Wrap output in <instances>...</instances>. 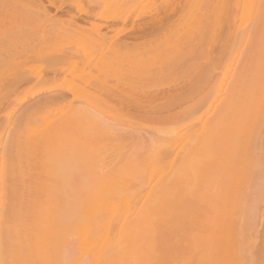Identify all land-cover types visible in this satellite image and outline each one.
<instances>
[{"label": "bare ground", "instance_id": "1", "mask_svg": "<svg viewBox=\"0 0 264 264\" xmlns=\"http://www.w3.org/2000/svg\"><path fill=\"white\" fill-rule=\"evenodd\" d=\"M66 1L0 0V264H264V0Z\"/></svg>", "mask_w": 264, "mask_h": 264}, {"label": "rangeland", "instance_id": "2", "mask_svg": "<svg viewBox=\"0 0 264 264\" xmlns=\"http://www.w3.org/2000/svg\"><path fill=\"white\" fill-rule=\"evenodd\" d=\"M71 1H73V0H71ZM83 1H84V0H82V1H79V0L77 1V0H76V2H75V1H74V2H75V3H81V4H83V3H85V2H83ZM85 1H86V0H85ZM110 1H111V0H110ZM114 1H115V0H114ZM116 1H121V2H123V3L125 2V1H122V0H116ZM142 1H143V0H142ZM144 1H145V3H146L147 5L144 3ZM144 1L142 2V5H143V6H146V7H147V6H149V4H151V2H150V3L148 2L149 0H147V1L144 0ZM152 1H153V0H152ZM66 2H69V0H67ZM86 2H87V1H86ZM103 2H104V1H103ZM105 2H106V0H105ZM105 2H104V3H105ZM107 2H108V1H107ZM107 2H106V3H107ZM110 3L112 4V2H110ZM115 3H117V2H115ZM148 3H149V4H148ZM46 5H47V4H46ZM107 5H108V4H107ZM116 5H118V4H116ZM102 6H104V5H102ZM105 6H106V4H105ZM112 6H114V5L112 4ZM30 7H32V6H30ZM33 7H34L33 9H35V6H34V5H33ZM67 7H69V6H66V9H67ZM114 7H115V6H114ZM71 8H72V7H71ZM71 8H69L70 11L74 12L75 9L73 10V9H71ZM112 8H113V7H112ZM105 9H108V10H106V13H105ZM105 9L102 8V10H103L104 12H103V11H102V12L100 11V16H97L96 19H93V22H95V20H96V21L98 20L97 22L100 21V22L103 23V21H104V23H105V22L107 23V18H109L110 16H112L111 14H112L113 12H112L111 8H108V6H107V8H105ZM163 11H164V10H162L161 13H162ZM159 12H160V11H159ZM164 12H165V11H164ZM166 12H167V11H166ZM166 12H165V13H166ZM51 13L53 14V12H51ZM63 13H64V14H63ZM167 13H168V12H167ZM61 14H62L61 16L66 15L65 10L62 11ZM102 14H103V15H102ZM162 14H164V13H162ZM54 15L58 16V15H60V12L54 13ZM109 15H110V16H109ZM158 15L160 16L161 14L158 13V14L156 15V16L159 18ZM164 15H165V14H164ZM156 16H154V17H150V18H156ZM161 16H162V15H161ZM63 17H64V16H63ZM65 17H66V16H65ZM99 17H100V19H99ZM150 18H149V20H150ZM147 19H148V18H147ZM101 20H102V21H101ZM141 20H142V19H138V21H137V20L123 21V22H126V23H123V22H121V21H120V22L117 21V22H116V26H119V27H120V26L124 25V26H122V27L130 28V27H133V26H135V25H137V24H139V23H143V22H139V21H141ZM143 20H146V19H143ZM143 20H142V21H143ZM153 20H154V19H153ZM133 21H134V22H133ZM135 21H137V22H135ZM147 21H148V20H147ZM150 21H151V20H150ZM242 21H245V20H242ZM246 21L248 22V23L246 22V23H247L246 26L249 28L250 25H251V22H250V20H246ZM132 22H133V23H132ZM249 22H250V23H249ZM122 23H123V24H122ZM244 23H245V22H244ZM114 25H115V23H114ZM126 25H127V26H126ZM48 26H49V25H48ZM48 26H47V27H48ZM88 26H90V25H88ZM137 26H138V25H137ZM137 26H136V27H137ZM47 27H46V28H47ZM51 27H55V26L51 25ZM136 27H135V28H136ZM48 28H50V27H48ZM135 28H134V29H135ZM97 29H98V28H97ZM98 30H99V29H98ZM66 31H67V30H66ZM100 31H103V30L101 29ZM127 31H128V30H127ZM130 31H131V29H130ZM93 32H94V31H93ZM93 32H92V33H93ZM88 33H89L91 36H94V35H92V33H91L90 30L88 31ZM112 35H114V34L112 33ZM115 36H116V35H115ZM65 42H66V41H65ZM76 42H78V41L73 40L72 42H70V45L78 44V43H76ZM67 43H68V42H67ZM67 43H64L65 45L63 44V46H64V47H66V46H70V45L67 44ZM56 48H57V47H56ZM59 50H60V48H57V51H56V52H57V53H60V52L62 51V50H60V51H59ZM58 51H59V52H58ZM51 52H52V51H51ZM53 52H54V51H53ZM53 52H52V53H53ZM52 53H50V55H51ZM53 54H54V53H53ZM53 54H52V55H53ZM54 55H55V54H54ZM44 57H45V56H44ZM44 57H42L41 59L43 60ZM47 57H48V55H47ZM47 57H46V58H47ZM48 58H49V57H48ZM41 59H40V60H41ZM37 60H38V59H37ZM40 60H38V61L34 60V61H36V62H38V64L40 63V64L42 65L41 62H44V61H41V62H40ZM44 60H45V59H44ZM46 60H47V59H46ZM34 61L31 62V63H33L32 65H35V64H36ZM31 63H30V64H31ZM34 63H35V64H34ZM45 63H46V62H45ZM48 63H49V62H47L46 64L48 65ZM38 64L35 65V67L39 66ZM43 64H44V63H43ZM41 65H40L39 67H41ZM120 65H122V66H120V67L123 68V69H121V70L124 71V67H125V71H126V67H127L128 65H127V64H126V65H125V64H120ZM124 65H125V66H124ZM30 66H31V65H30ZM44 66H45V65H44ZM73 66H74V65H73ZM73 66H70V67H73ZM31 67H33V66H31ZM39 67H38V69H40ZM70 67H69V68H70ZM120 67H119V69H120ZM42 68H44V67H42ZM77 68H78V67H77ZM127 68H129V67H127ZM33 69H37V68H34V67H33ZM70 69H71V68H70ZM70 69H69V71H67V72H71V73H68V75H67L66 73H64V75H63L64 77H65V76L67 77V76H69V74H72L73 70L70 71ZM73 69H74V68H73ZM74 70H75V69H74ZM77 71H78V70H77ZM116 71H117V69H115V73H114V71H113V75L116 74V73L118 72V71H117V72H116ZM75 72H76V70L74 71V74H75ZM126 72H127V71H126ZM231 72H232V73H231ZM231 72H230V75H231V74L234 75V74H233L234 69H232ZM123 73H124V72L120 73V76H123V75L125 74V73H124V74H123ZM65 74H66V75H65ZM117 74H118V73H117ZM230 75H229V76H230ZM232 75H231V76H232ZM63 76H61V79H62V80L64 79ZM231 76H230V78L228 77V80L231 79ZM70 77H72V76H69L68 78H70ZM115 77H117V76H115V75L113 76V78L115 79L114 82H115L116 80H117L118 82H122V81L125 79L124 77H123V78L121 77L123 80H121L120 78H119V80H118V78L116 79ZM118 77H119V76H118ZM125 77H126V75H125ZM72 78H73V77H72ZM72 78H71V79H72ZM74 79H75V78H74ZM126 79H127V78H126ZM126 79H125V80H126ZM67 80H68V79H67ZM67 80H66V81H67ZM73 81H74V80H73ZM33 83H34V82H33ZM33 83H32V84H33ZM122 83H123V82H122ZM29 84H30V86H29ZM29 84H28V86L31 88L32 84H31V83H29ZM26 85H27V84H26ZM20 86H21V85H20ZM20 86H17L18 89H19V91H18L17 89H15V91L17 90L16 92H20V90L22 91L23 87H25V89H23V90H25V91L27 90V91H28V86H27V87L24 86V85H22V87H20ZM35 86H36V82H35ZM37 86H38V85H37ZM37 86H36V87H37ZM20 88H21V89H20ZM26 88H27V89H26ZM33 88H35V87H33ZM25 91H23V92H25ZM27 91H26V92H27ZM62 91H63L64 94H65V93H66V94L68 93V92H66V91H64V90H60V89L58 90V89H56V90H53V91H50V92H47V93H46V92H44V93L41 92V93H39L38 95L36 94L37 96H34L33 98L28 99L26 102L23 103V105H19V106L16 108L17 110H15L16 112H14V115L12 116V120H15V119L18 117V114H19V113H22V111H24V110L26 111V109H27V108H30L31 105L34 104V106H35L37 101H38V103H39L40 100H41V98H42V100H43V99H44L43 97H45V95H47V94H51V93H60V92H62ZM16 92H15V93H16ZM38 97H39V98H38ZM42 100H41V101H42ZM72 103H73V105H74V103H76L77 105H83V102H81V101H74V102H72ZM80 103H81V104H80ZM76 104H75V105H76ZM32 107H33V106H32ZM21 108H22V109H21ZM19 115H20V114H19ZM16 116H17V117H16ZM14 118H15V119H14ZM12 120H11V121H12ZM12 122H13V121H12ZM130 128L133 129V130H134V129H137V128H134V127H132V126H131ZM5 130L7 131L8 128H5ZM138 130H139V129H138ZM6 131H5V132H6ZM142 131H144V130L142 129ZM145 131L150 132V130H145ZM6 134H8V131L6 132ZM6 136H7V135H6ZM6 136H5V133H4V136L2 137V143H3V138L6 137ZM0 144H1V143H0ZM0 147H1V146H0Z\"/></svg>", "mask_w": 264, "mask_h": 264}]
</instances>
